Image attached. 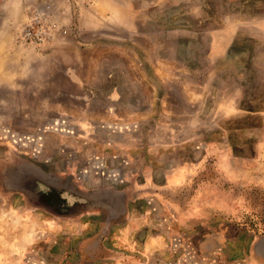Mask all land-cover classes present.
Returning <instances> with one entry per match:
<instances>
[{"label":"rangeland","instance_id":"374dc122","mask_svg":"<svg viewBox=\"0 0 264 264\" xmlns=\"http://www.w3.org/2000/svg\"><path fill=\"white\" fill-rule=\"evenodd\" d=\"M13 1L0 264H264V0H50L47 50Z\"/></svg>","mask_w":264,"mask_h":264},{"label":"built area","instance_id":"2783aa9c","mask_svg":"<svg viewBox=\"0 0 264 264\" xmlns=\"http://www.w3.org/2000/svg\"><path fill=\"white\" fill-rule=\"evenodd\" d=\"M70 27L69 19L57 13L52 1L39 0L27 6L25 20L14 39L19 45L47 50L65 43L71 34Z\"/></svg>","mask_w":264,"mask_h":264},{"label":"crops","instance_id":"0c3cea01","mask_svg":"<svg viewBox=\"0 0 264 264\" xmlns=\"http://www.w3.org/2000/svg\"><path fill=\"white\" fill-rule=\"evenodd\" d=\"M16 1V0H15ZM36 0H25L22 3H20L21 5L18 6V4H16V2L13 1V3L10 5L9 3H6L2 8L4 10L5 16H6V20L4 22V26L5 28H8V26L10 25V21L12 20V16L14 15L15 17V21H13L12 23H16L18 24H22L25 20V14L24 12H26V8L28 5H30L32 2H35ZM18 3V1H17ZM12 9H17V14L15 15V12H12Z\"/></svg>","mask_w":264,"mask_h":264}]
</instances>
